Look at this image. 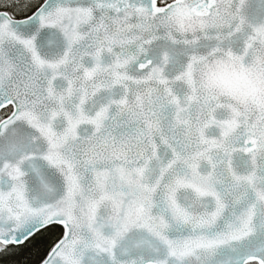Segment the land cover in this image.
Returning <instances> with one entry per match:
<instances>
[{"label": "snow or ice", "instance_id": "snow-or-ice-1", "mask_svg": "<svg viewBox=\"0 0 264 264\" xmlns=\"http://www.w3.org/2000/svg\"><path fill=\"white\" fill-rule=\"evenodd\" d=\"M0 264H264V0H0Z\"/></svg>", "mask_w": 264, "mask_h": 264}]
</instances>
